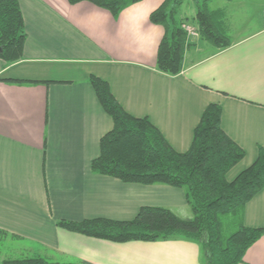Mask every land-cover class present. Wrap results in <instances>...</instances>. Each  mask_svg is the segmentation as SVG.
I'll return each mask as SVG.
<instances>
[{"label":"crops","instance_id":"1","mask_svg":"<svg viewBox=\"0 0 264 264\" xmlns=\"http://www.w3.org/2000/svg\"><path fill=\"white\" fill-rule=\"evenodd\" d=\"M163 1L140 0L115 16L88 0H19L27 32L23 56L13 63L0 57V229L15 235L3 243L17 242V256L83 264H205L201 245L187 238L116 242L57 224L128 220L143 205L193 215L184 187L125 182L92 170L113 119L90 75L107 80L122 106L148 116L177 151L190 147L205 107L219 103L223 129L245 150L229 180L264 147V0H211L212 9L226 12L231 44L220 48L201 35L187 36L184 67L176 75L156 67L165 30L150 14ZM186 4L195 11L189 14ZM236 8L246 9L238 28ZM195 15L194 1L184 0L178 17L198 25ZM253 15L257 22L245 31ZM243 222L264 226V187L247 202ZM238 264H264V234Z\"/></svg>","mask_w":264,"mask_h":264},{"label":"trees","instance_id":"2","mask_svg":"<svg viewBox=\"0 0 264 264\" xmlns=\"http://www.w3.org/2000/svg\"><path fill=\"white\" fill-rule=\"evenodd\" d=\"M74 4L83 0H68ZM117 16L140 0H88ZM196 23L203 39L224 48L231 36L224 9H212L211 0H193ZM184 0H164L150 14L152 22L164 27L156 67L167 74H179L190 45L178 12ZM27 38L19 0H0V57L7 63L20 60ZM113 127L100 139L99 154L92 159L96 173L108 174L125 182L165 183L186 188L191 217H181L163 206L143 205L128 220L106 217L83 220L60 219L67 230L116 242L153 241L183 237L198 242L205 264H238L246 250L264 234V226L243 222L245 206L264 187V147L259 146L254 162L233 179L228 171L244 156L245 150L221 125L222 106L208 104L194 129L185 151H177L148 116L128 112L112 93L107 80L90 75ZM19 82L21 80H18ZM23 82V81H21ZM15 237L0 229V264H83L81 260L59 261L45 255L1 258L4 240Z\"/></svg>","mask_w":264,"mask_h":264},{"label":"rangeland","instance_id":"3","mask_svg":"<svg viewBox=\"0 0 264 264\" xmlns=\"http://www.w3.org/2000/svg\"><path fill=\"white\" fill-rule=\"evenodd\" d=\"M186 5H187L186 6V10H187V8H189V10H187L189 14H191L192 12L195 11L194 4H191L190 6L188 4H186ZM211 6H214V4H211ZM244 12H246L245 8H236V10L234 11L233 23H234L236 28H238L241 24H243L242 23V17L244 15ZM247 12H249V11L247 10ZM252 17H253L252 21L250 22V25L246 29H244L245 31L249 30L257 22L256 15H253ZM190 22H192V20H190ZM192 23H194V22H192ZM16 245H17V242H15V243L14 242L13 243L9 242V245L8 244L3 245L1 258L4 257V256H6V257H15V256H17V252H16V247L17 246Z\"/></svg>","mask_w":264,"mask_h":264},{"label":"built area","instance_id":"4","mask_svg":"<svg viewBox=\"0 0 264 264\" xmlns=\"http://www.w3.org/2000/svg\"><path fill=\"white\" fill-rule=\"evenodd\" d=\"M262 17L264 21V9L262 11ZM182 27L186 31L188 37L200 35L199 27L195 23H192L190 21H183Z\"/></svg>","mask_w":264,"mask_h":264},{"label":"water","instance_id":"5","mask_svg":"<svg viewBox=\"0 0 264 264\" xmlns=\"http://www.w3.org/2000/svg\"><path fill=\"white\" fill-rule=\"evenodd\" d=\"M0 50H1V47H0Z\"/></svg>","mask_w":264,"mask_h":264}]
</instances>
